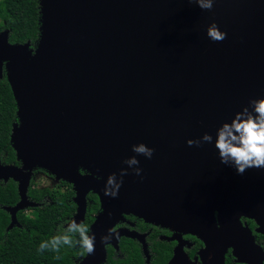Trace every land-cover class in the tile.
I'll return each instance as SVG.
<instances>
[{
	"label": "water",
	"instance_id": "obj_1",
	"mask_svg": "<svg viewBox=\"0 0 264 264\" xmlns=\"http://www.w3.org/2000/svg\"><path fill=\"white\" fill-rule=\"evenodd\" d=\"M37 8L32 44L0 30V78L16 107L9 142L18 164L0 162V180L13 179L18 194L4 206L9 227L36 204L27 189L37 168L71 184L76 209L65 226L84 220L88 192L98 196L95 254L75 264L105 260L101 237L123 213L186 231L215 225L214 211L224 226L264 213V169L239 174L214 145L222 122L264 96V0H214L210 11L189 0H37ZM213 21L222 42L206 34ZM205 132L213 143L186 144ZM141 142L151 159L132 151ZM130 156L142 176L129 169L119 195L106 197L107 176Z\"/></svg>",
	"mask_w": 264,
	"mask_h": 264
},
{
	"label": "trees",
	"instance_id": "obj_2",
	"mask_svg": "<svg viewBox=\"0 0 264 264\" xmlns=\"http://www.w3.org/2000/svg\"><path fill=\"white\" fill-rule=\"evenodd\" d=\"M3 29L8 30L10 42L29 41L32 44L38 33L37 0H0V30ZM15 110L14 98L3 74L0 78L2 163L18 164L9 142L12 126L16 121ZM32 184L33 176L27 189V196L36 204L18 210L17 224L9 227L10 216L4 206L13 205L18 200L16 182L11 178L0 180V264H73L83 252L79 246H63L59 252L39 251L42 242L59 234L58 230L61 227H66L64 224L75 211L71 184L58 180L55 188L44 186L34 190ZM97 205L96 195L89 193L85 218L81 223L89 225ZM130 245L131 243L126 242L119 245L120 256L112 255V247L107 248V257L100 264H143L137 247Z\"/></svg>",
	"mask_w": 264,
	"mask_h": 264
},
{
	"label": "flooded vegetation",
	"instance_id": "obj_3",
	"mask_svg": "<svg viewBox=\"0 0 264 264\" xmlns=\"http://www.w3.org/2000/svg\"><path fill=\"white\" fill-rule=\"evenodd\" d=\"M89 193L93 192H88L87 195ZM96 197L98 200L97 195ZM99 211L101 208L98 200L89 225ZM213 214L215 225L208 229L186 231L180 227L154 223L131 213H123V218L112 228H124L139 235L131 237L121 234L116 247L107 243L105 258L109 247L113 249L112 255L120 256L119 245L126 242L131 243L130 247H137L143 264H264V213L251 216L240 214L234 224L226 226L216 218L217 211ZM82 257L80 253L73 264Z\"/></svg>",
	"mask_w": 264,
	"mask_h": 264
},
{
	"label": "clouds",
	"instance_id": "obj_4",
	"mask_svg": "<svg viewBox=\"0 0 264 264\" xmlns=\"http://www.w3.org/2000/svg\"><path fill=\"white\" fill-rule=\"evenodd\" d=\"M189 2L195 3L202 10L210 11L214 0H189ZM206 34L216 42H222L227 36L215 21L207 26ZM202 143H213L212 135L205 132L199 139L186 140L188 146H200ZM214 145L220 161L234 166L239 174H243L249 168L264 169V96L249 99L248 104L236 111L230 121L222 122L216 129ZM132 151L148 159H151L154 153V149L142 142L132 145ZM123 163L128 167L121 168L119 174L110 173L107 176L102 189L106 197L116 198L119 195L123 178L128 175L129 169L136 176H142V169L138 166L140 162L136 156L127 157ZM58 232L59 234L50 240L42 242L39 251L59 252L63 246H79L83 249L82 256L95 254L96 234L91 231L89 225L78 223L73 219ZM118 235L115 229H109L108 233L101 237V243H108L112 238H118Z\"/></svg>",
	"mask_w": 264,
	"mask_h": 264
},
{
	"label": "rangeland",
	"instance_id": "obj_5",
	"mask_svg": "<svg viewBox=\"0 0 264 264\" xmlns=\"http://www.w3.org/2000/svg\"><path fill=\"white\" fill-rule=\"evenodd\" d=\"M33 184H32V189H37L38 187H50V188H55L56 187V181L53 179V177L49 176L45 172H43L42 169H35L33 171ZM61 188V187H60ZM30 212L29 210H27Z\"/></svg>",
	"mask_w": 264,
	"mask_h": 264
},
{
	"label": "bare ground",
	"instance_id": "obj_6",
	"mask_svg": "<svg viewBox=\"0 0 264 264\" xmlns=\"http://www.w3.org/2000/svg\"><path fill=\"white\" fill-rule=\"evenodd\" d=\"M23 169H25V168L23 167Z\"/></svg>",
	"mask_w": 264,
	"mask_h": 264
}]
</instances>
